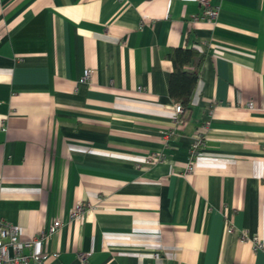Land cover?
<instances>
[{
	"label": "crops",
	"instance_id": "crops-1",
	"mask_svg": "<svg viewBox=\"0 0 264 264\" xmlns=\"http://www.w3.org/2000/svg\"><path fill=\"white\" fill-rule=\"evenodd\" d=\"M207 1L0 0V219H58L47 264H264V0ZM175 47L205 54L177 126Z\"/></svg>",
	"mask_w": 264,
	"mask_h": 264
},
{
	"label": "built area",
	"instance_id": "built-area-1",
	"mask_svg": "<svg viewBox=\"0 0 264 264\" xmlns=\"http://www.w3.org/2000/svg\"><path fill=\"white\" fill-rule=\"evenodd\" d=\"M201 6V12L199 15L193 17V20L198 19H212L216 16V9L209 4L207 0H198ZM89 78V69L85 68L82 71L78 82H86ZM246 105L249 107L251 103L247 102ZM173 112L175 114L174 122L175 125L182 123L183 119L181 114L183 113V107L179 103L173 104ZM209 116H207L200 123L196 129L192 142L189 147V161L186 165V170L189 171L193 168V163L199 155V151L204 145L205 131L208 128ZM162 154L159 152H150L144 158L145 163L154 164L162 160ZM90 210L89 204H83L77 201L74 206L69 210V217L73 219H79L84 212ZM60 221L53 219L44 230H41L37 235L29 238H21L18 229L9 223L0 219V264H47L46 255L39 250V245L47 241L50 236L59 228ZM227 233L232 231L230 225L226 228ZM240 241H245L246 232L241 230L238 234ZM253 249H261L264 251V243L259 241L256 236L251 239ZM8 250L11 254H8ZM78 258L85 262L87 253L77 254Z\"/></svg>",
	"mask_w": 264,
	"mask_h": 264
},
{
	"label": "trees",
	"instance_id": "trees-1",
	"mask_svg": "<svg viewBox=\"0 0 264 264\" xmlns=\"http://www.w3.org/2000/svg\"><path fill=\"white\" fill-rule=\"evenodd\" d=\"M166 58L172 64L167 88L169 97L187 111L205 54L193 47H175L168 50ZM186 67L190 69L186 70Z\"/></svg>",
	"mask_w": 264,
	"mask_h": 264
},
{
	"label": "bare ground",
	"instance_id": "bare-ground-1",
	"mask_svg": "<svg viewBox=\"0 0 264 264\" xmlns=\"http://www.w3.org/2000/svg\"><path fill=\"white\" fill-rule=\"evenodd\" d=\"M258 239V238H257Z\"/></svg>",
	"mask_w": 264,
	"mask_h": 264
}]
</instances>
